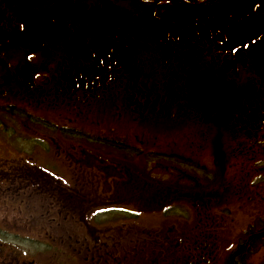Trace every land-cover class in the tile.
I'll use <instances>...</instances> for the list:
<instances>
[{
    "label": "rangeland",
    "instance_id": "1",
    "mask_svg": "<svg viewBox=\"0 0 264 264\" xmlns=\"http://www.w3.org/2000/svg\"><path fill=\"white\" fill-rule=\"evenodd\" d=\"M167 29L190 40L172 44L173 61L162 54ZM263 53L264 0H0V173L39 169L80 197L71 177L96 184L104 162L107 186L97 189L108 200L129 195L138 178L143 188L167 187L139 204L118 202L109 218L59 200L55 186L53 195L31 179L0 184V263L22 254L32 264H226L237 251L238 264H264V244L241 247L253 223L264 226ZM104 54L122 65L91 92L80 89L85 79L71 90L46 83L40 96L36 73L24 72L73 56L92 65ZM48 122L64 136L74 126L87 154L58 149L61 135ZM109 138L129 147L114 156L100 143ZM83 160L91 170L76 164ZM169 232L186 241V259L162 247Z\"/></svg>",
    "mask_w": 264,
    "mask_h": 264
},
{
    "label": "flooded vegetation",
    "instance_id": "2",
    "mask_svg": "<svg viewBox=\"0 0 264 264\" xmlns=\"http://www.w3.org/2000/svg\"><path fill=\"white\" fill-rule=\"evenodd\" d=\"M137 1L140 3H143V4L144 3L145 4H151V3L153 4V3H158V2H164L165 0L164 1H156V2L155 1H149V0H137ZM137 4H139V3H137ZM11 21H13V19ZM164 35L167 36L166 33H164ZM58 40H59V36L55 38V41H58ZM199 43H201V40H198V44ZM74 57L75 56H73L72 58L70 57L72 59V63H70L68 65H56V66L48 65L47 67L36 66V68H34V66H32V65H28V67H27L28 69H26L24 72H35L36 73L34 79L36 80V82L39 83V84L36 83L38 91H39L38 95L41 96L46 91V88H45L46 83H48L47 86H49V87H50V84H54L55 86H60L63 88H66V86H70V90H71V87L74 88L76 82L86 79V81L88 82V85H86L87 82L82 83V85L80 86V89H84L87 86L86 90H89V92H91L90 89H91L92 82H93L94 87H97L100 84L101 88H103L102 85L107 84L109 74L112 73V71H114V70L119 72L118 68H119V65L121 64V61H120L121 58L118 55L115 57V59L113 57H110V60H107L109 56L104 54L94 64L86 65V66L75 65ZM21 68H22V66H21ZM60 72L63 73V75H61ZM110 76H111V74H110ZM52 82H56V83H52ZM89 92L87 91V93H89ZM68 95L72 96V92H69ZM74 95L75 94L73 93V96ZM48 97L49 98L54 97V96H52L51 91L48 94ZM56 97L59 98L58 96H56ZM85 97L86 96L84 94V98ZM40 123H43V121H40ZM46 124H48L50 126V129L54 130V132H55V130H56V132L59 131L56 134L61 135L62 143L57 146L58 149H63V147H64L63 145H67L68 148H70V150L76 151V149H82V152H80V153L87 154V152H86L87 151L86 150L87 143L84 142V144H80L83 137H78L80 135L79 134L80 132L75 131L74 126H72L73 129H71L69 131V135L64 136V134L62 133L63 128H62V132H61V130H57L56 129L57 126L52 125L51 122H48ZM54 127H56V128H54ZM82 133H85V132H82ZM85 134L88 135L89 133L87 132ZM73 136H74V138L77 137L78 142H79L78 144H76L75 141L72 139ZM100 143L103 145H106V143L103 141H101ZM67 149H66L65 153L67 156H69L68 154H70V152ZM90 151H92V149ZM98 152L101 155L106 154V153L103 154V152H105V151L100 150ZM88 155H89V157H91V155H92L91 152ZM79 158H81V157H79ZM78 163L79 162H77L76 164L80 165L79 167L81 169H85L86 171H89L92 169V166L86 160H83V162H81L80 164H78ZM0 167H1V165H0ZM106 167H107V163H104V162H102V164L99 166V170L104 172V174H103L104 176H102L100 179H97L96 184L98 185V187L92 181V178H79V177H74V176L71 177V180H73V184L82 188V190H80V194H79V195H81L80 197H77V195L75 193H73L72 191L69 190L72 188L69 187L68 189H66L63 186V180L62 179L60 180V178H58V177L57 178L52 177L51 179L45 178L43 176L42 172L39 171V169H38V171L34 172L35 173L34 176H31L32 174L30 175L29 173H27L28 170H24L25 168L24 169L21 168L20 170H14V171L8 170V172L0 173V184H2L5 187H7V185L10 186L12 184L11 182L15 178L19 177V179H20L19 182L21 181V185L22 184L26 185V183H28V180L31 179V180H33V182H34L33 184L35 186L39 185L41 187V190L43 188H46L47 190H50L53 195H54V192H53L54 187L53 186H55L56 191L58 192V194H57V192H56V194H57V197L59 200L64 199V200H69L72 202L82 201L83 203L78 205V206H80V209H79L80 211H85V212H87V214H91V215H97V214L100 215V214H102V212L106 211L107 205H113V204L118 205L125 198L126 199L128 197L133 198V196H135L134 194L136 191V188L133 185L131 194H129V195L120 194V196H117V193H115V195L111 196L109 198V200H108V194L105 193L106 191L101 193V194H98L99 192H98L97 188H102L107 183V177L105 176L106 172L104 170ZM93 168H95V167H93ZM94 170H96V169H94ZM60 174L61 173H59L58 175H60ZM111 178H117V177H108V180L112 181V184H113L114 180H112ZM87 179H89L90 181ZM85 185H88L90 189L85 190V193L86 192L87 193L85 194V197H84L83 196L84 195L83 187ZM47 186H50V189ZM91 186H93L92 189H91ZM104 190H106V189H104ZM115 192H117V191H115ZM82 196L84 198H82ZM114 196H116V197H114ZM121 196H123V197H121ZM98 197L101 198V199H98L101 202H99V203L94 202V201H96L94 199H97ZM118 202H120V203H118ZM97 208H100V209H97ZM76 210H77L76 206H73V211H76ZM262 232H264V231H262ZM261 233L259 231V232H256L254 234H251L248 237V240H246L245 243H243L241 247L248 248L250 246V244L252 242H255L256 240H257L256 243L262 242L264 240V234H261ZM18 237H20V236H18ZM165 238H166V242L163 243L162 247L168 249V252L170 251V249H175V251L168 254V256L173 255L172 258L180 257L182 259H186V257L183 256L184 254H187V251H184L185 249L187 250L186 241L185 240L181 241V239L178 240L176 237L171 236V232L167 233ZM253 239H255V240H253ZM259 240H261V241L259 242ZM20 242L26 243L27 241L24 238H21ZM30 245L32 246V243ZM41 251H42V245L39 246L38 243H36V254L38 252H41ZM232 254H231L232 256L230 255L231 258L229 259L230 260L229 264L230 263L238 264L237 255L240 253H237V251H233ZM10 259H11L10 262L5 261L3 263L1 262L0 264H32V261H29V260L23 258L22 254H20L19 258H16L13 256V257H10Z\"/></svg>",
    "mask_w": 264,
    "mask_h": 264
},
{
    "label": "trees",
    "instance_id": "3",
    "mask_svg": "<svg viewBox=\"0 0 264 264\" xmlns=\"http://www.w3.org/2000/svg\"><path fill=\"white\" fill-rule=\"evenodd\" d=\"M252 3H254L253 1H252ZM254 8V7H253ZM257 8V7H256ZM190 10V9H189ZM254 14H256V13H254ZM162 15V14H161ZM209 17H211V18H213V21L215 22V19H214V15L213 14H209ZM170 32V31H169ZM172 32H170V34L168 33V35L167 36H171V37H167L168 39L165 41H163V43H164V45H162V54L163 55H166V57L169 59V60H174L176 57H178V53H179V51H174L173 50V46H172V44L175 46V48H178V47H181V45L183 44V42L182 41H190L189 39H187L186 40V38L184 39H182V38H172ZM170 40V42H168ZM207 40H205V42H206ZM191 42L192 43H194V42H197L198 43V41H196L195 39H193L192 38V40H191ZM167 43V44H166ZM169 43V44H168ZM185 43V42H184ZM187 48H189L188 47V45H187ZM263 56H264V53L262 54ZM196 57H198V58H200V56H198V55H195ZM179 57H181L180 56V54H179ZM202 57V56H201ZM253 58H255V59H253ZM190 58H188L187 60H189ZM196 59V58H195ZM261 57H258L257 56V53L256 54H254L253 55V57H252V61H256V60H259V64H262L261 62ZM168 60V61H169ZM184 62V61H183ZM183 62H181L182 64V67H184V65H183ZM190 62V61H189ZM188 62V63H189ZM191 63V62H190ZM204 65H205V63H204ZM186 66H187V64H186ZM206 66V65H205ZM213 72H215V71H213ZM264 79V71H263V73H262V75H261V77H260V79H259V82H261V80H263ZM254 89H258V88H254ZM259 90V89H258ZM101 138V137H100ZM117 140L116 139H112L111 140V138H109V140H106V145H108L110 148H113V149H115L116 150V153L114 154V156H117V155H119L120 154V152L121 151H123V152H125V150L129 147L126 143H124V142H121V143H118V142H116ZM104 142V141H103ZM120 145V147H117V146H115V145ZM109 154V153H108ZM148 155H149V159L151 158V156L153 155L152 153H148ZM140 183H138V182H136L135 184H134V186H135V188H136V191H137V189H140V186H141V189H142V191H138V194L137 195H135V196H133V198H131V199H136L135 200V204H139V202H140V200H143V198H144V195H149V196H156L157 195V193H159L158 192V190L161 188V189H164V188H167L166 187V185L165 184H163V185H160L159 183L157 184H152V183H146V188H143L144 187V185L145 184H143V181H142V179H140V181H139ZM140 189V190H141ZM139 198H141L140 200H139ZM126 201V198L124 199V202ZM169 201H171L170 199H169ZM136 202H138V203H136ZM172 203H175L174 201H171ZM107 209L108 210H110V209H113V206L112 205H107ZM107 213H110V212H108L107 211ZM111 216H112V214L110 213L109 214V218H111ZM118 216V215H117ZM120 216H125V215H120ZM264 224V223H263ZM253 226V227H252ZM252 226L249 228V233H251V234H254V233H256V232H259L260 231V233L264 230V228H262V227H264V226H261L260 224H259V222L258 223H253L252 224ZM256 228V229H255ZM259 234V233H258ZM253 240H255V239H253ZM252 240V241H253ZM257 241V240H256ZM255 241V242H256ZM261 240H259V242H260ZM262 244H264V240L262 241V242H260V243H258L257 242V246L258 245H262ZM244 247H242V251H244ZM247 249V248H246ZM233 255V254H232ZM231 255V256H232ZM231 256L228 258V259H226V264H229V259L231 258ZM239 256V254L237 255V257ZM230 264H233V263H230Z\"/></svg>",
    "mask_w": 264,
    "mask_h": 264
}]
</instances>
